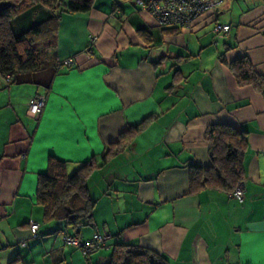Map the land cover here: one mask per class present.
I'll list each match as a JSON object with an SVG mask.
<instances>
[{
  "label": "crops",
  "instance_id": "crops-1",
  "mask_svg": "<svg viewBox=\"0 0 264 264\" xmlns=\"http://www.w3.org/2000/svg\"><path fill=\"white\" fill-rule=\"evenodd\" d=\"M238 2L169 32L128 0H96L91 11L58 21L55 59L72 58V67L53 63L10 84L0 75V264H107L116 244L148 248L170 264H264V97L238 87L226 65L246 57L264 77V0L235 13ZM51 16L36 6L13 19L12 30L20 35ZM217 23L231 30L203 52ZM41 95L46 106L30 118L29 100ZM151 117L88 181L96 206L80 235L111 238L83 257L63 244V223L44 220L38 175L50 156L66 162L70 176L93 156L100 165L108 145ZM215 124L245 134L243 204L220 190L190 193V166L211 164L205 132Z\"/></svg>",
  "mask_w": 264,
  "mask_h": 264
},
{
  "label": "trees",
  "instance_id": "trees-1",
  "mask_svg": "<svg viewBox=\"0 0 264 264\" xmlns=\"http://www.w3.org/2000/svg\"><path fill=\"white\" fill-rule=\"evenodd\" d=\"M128 1L133 4L131 0ZM1 2L11 4L8 9L0 12V75L10 84L18 75L42 71L53 63L54 67L60 68L55 59L54 43V34L60 17L63 14L89 12L96 0H0ZM36 6L51 12V18L20 35H15L12 20ZM166 30L184 31L178 27H169ZM223 63L226 64L225 61ZM226 65L238 87L251 86L264 97V77L254 70L248 58L242 57ZM153 119L148 118L138 126L128 128L115 143L108 145L100 156V165L95 159L96 156H93L71 176L67 173L66 162L50 156L46 172L38 175L36 192L37 205L42 208L44 220L61 222L65 226L63 230H67L71 235L81 236L80 229L93 223V211L96 206L88 189L91 175L96 169H102L110 160L128 149L134 138L144 131ZM205 139L209 143L211 164L208 167L190 166V193L206 189L230 193L244 179L243 163L247 147L245 134L232 126L215 124L207 128ZM107 235L109 239L103 248L111 238L109 234ZM107 264H170V262L163 255L148 248L116 244L112 248Z\"/></svg>",
  "mask_w": 264,
  "mask_h": 264
},
{
  "label": "built area",
  "instance_id": "built-area-1",
  "mask_svg": "<svg viewBox=\"0 0 264 264\" xmlns=\"http://www.w3.org/2000/svg\"><path fill=\"white\" fill-rule=\"evenodd\" d=\"M140 10L149 13L161 27H178L190 30L194 23L206 14H214L225 0H131ZM231 27L224 24H215L213 31L218 36L229 33ZM97 41L96 36H91L83 54L87 60L93 56V48ZM60 67H72V58L58 61ZM9 79H7L8 81ZM46 106V96L31 97L28 103V116L38 119ZM228 196L236 199L239 204L245 201L244 186L242 183ZM39 225L31 224V232L37 234ZM61 239L65 246L77 249L82 256H89L103 248L109 239L107 234H94L90 240H83L81 236L71 235L67 230L61 232Z\"/></svg>",
  "mask_w": 264,
  "mask_h": 264
},
{
  "label": "rangeland",
  "instance_id": "rangeland-1",
  "mask_svg": "<svg viewBox=\"0 0 264 264\" xmlns=\"http://www.w3.org/2000/svg\"><path fill=\"white\" fill-rule=\"evenodd\" d=\"M99 1H108V0H99ZM110 1V0H109ZM254 0H239V2H238V7L235 9V13L237 12H239V11H242V9H247V7H249V5H250V3L251 2H253ZM229 15H230V13H227L226 14V16L229 18ZM213 28H214V26H213ZM207 30H210L211 31V28L209 29H206V31H205V33H202L201 35H199V36H209V33H208V31ZM212 32H213V34L212 33H210L211 34V36H213V37H209L210 38V44H208L207 45V47L206 48H204V51L203 52H206L208 49L210 50H215L214 48H215V45H214V39H215V41L217 42V39H218V35H216L215 33H214V31L212 30ZM227 35V34H226ZM225 35V36H226ZM198 34H192L191 36H190V45H191V51H197L199 48H198ZM222 38V37H221ZM218 42H220L219 40H218ZM220 48H221V45H220ZM198 52V51H197Z\"/></svg>",
  "mask_w": 264,
  "mask_h": 264
},
{
  "label": "water",
  "instance_id": "water-1",
  "mask_svg": "<svg viewBox=\"0 0 264 264\" xmlns=\"http://www.w3.org/2000/svg\"><path fill=\"white\" fill-rule=\"evenodd\" d=\"M11 6V4L9 2H1L0 3V12L5 11L6 9H8Z\"/></svg>",
  "mask_w": 264,
  "mask_h": 264
}]
</instances>
